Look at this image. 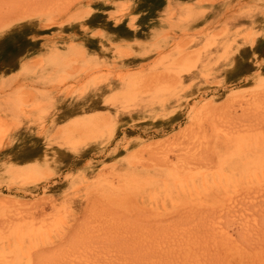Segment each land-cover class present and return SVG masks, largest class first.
Segmentation results:
<instances>
[{
    "label": "rangeland",
    "instance_id": "rangeland-1",
    "mask_svg": "<svg viewBox=\"0 0 264 264\" xmlns=\"http://www.w3.org/2000/svg\"><path fill=\"white\" fill-rule=\"evenodd\" d=\"M0 264H264V0H0Z\"/></svg>",
    "mask_w": 264,
    "mask_h": 264
}]
</instances>
